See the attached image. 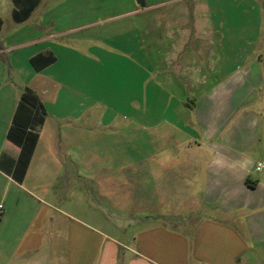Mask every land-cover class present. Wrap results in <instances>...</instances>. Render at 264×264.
<instances>
[{
	"label": "crops",
	"instance_id": "obj_1",
	"mask_svg": "<svg viewBox=\"0 0 264 264\" xmlns=\"http://www.w3.org/2000/svg\"><path fill=\"white\" fill-rule=\"evenodd\" d=\"M205 17L210 19V15ZM57 19L43 17L30 26V19L23 23L8 21L7 33L0 31V53L3 46L8 50L27 46L23 58L16 59L13 66L0 54V178L6 182L0 204L3 206L0 256L8 257L5 264H54L52 256H56L55 264H264L262 35H257L260 38L249 54L241 55L242 51L238 50L240 59L233 64L237 69L233 75L226 78L220 74L211 84L206 78L193 102L185 92L173 97L178 102L169 107H175L176 111L170 109L164 113L167 119L158 109H153V119H149L143 109L144 45L141 60L138 56L136 62L127 58L131 53L129 47H139L135 43L138 36L128 46L116 48L108 44L113 41L114 32L123 41L128 28L112 30L100 39H61L67 31L49 33L46 30ZM141 25L137 24L136 30L143 41L146 31L145 25ZM212 30L213 26L207 22L201 26L203 35H214ZM170 32L174 37L194 35L191 23L184 28H171ZM185 43L187 46L188 40ZM257 46L262 53H257ZM176 49L175 45L174 53ZM206 52L210 54L209 49ZM39 54L53 55L55 62L36 71L31 60ZM182 55L169 59L168 75L176 66L190 65L183 68L187 77L198 67H194L197 61L191 58L188 62L181 59ZM155 62L152 77L153 83L158 84L157 90H161L165 80L169 81V88L181 86L173 82L171 75L156 71ZM209 62H213L211 69L223 66L214 59ZM98 67L102 74L100 82L97 81ZM115 76L120 77L114 82ZM98 83L103 92L101 98L112 94V89L121 92L115 107L97 108ZM26 88L41 99L46 120L22 178L17 169L21 150L8 140L7 134ZM177 91L175 86L173 95ZM161 95L155 92L151 100L158 101ZM118 116L125 120L135 118L131 120V127L128 124L120 127ZM153 122L158 123L153 128L168 124L158 131L168 132L175 140L152 143L157 152L150 156L143 152L145 143L138 140L136 155L130 158L129 128L135 126L144 131ZM162 148L173 151L171 156H164L163 162L161 156H156ZM180 150L185 155H179ZM130 163L140 167L134 170L142 179L137 191L139 205L145 203L146 196H154L152 190L149 192L143 187L148 186L145 179L159 178L154 171H160V166L155 164L173 163L178 167L169 171L168 179L175 183L176 174L185 175L191 185L185 193L178 194L168 182L166 195L187 197L195 213L185 218L173 216L171 212L130 216V196L136 195L134 191L138 189L137 186L131 191L129 187ZM260 163L263 167L257 170ZM155 188L158 186L153 182V190L159 195ZM150 206L162 207L154 199H150ZM13 207L18 209L16 216ZM81 207L90 210L81 212ZM96 207H109L108 213L115 209L126 216L97 217L93 211ZM66 208L73 209L75 214L63 210ZM52 212L60 215L54 216ZM113 225H119L118 233L112 232L116 229Z\"/></svg>",
	"mask_w": 264,
	"mask_h": 264
},
{
	"label": "rangeland",
	"instance_id": "obj_2",
	"mask_svg": "<svg viewBox=\"0 0 264 264\" xmlns=\"http://www.w3.org/2000/svg\"><path fill=\"white\" fill-rule=\"evenodd\" d=\"M29 9L32 10L25 20L27 21L30 19L29 26L30 23H39L43 17H55V19L57 17V21L53 25L49 24L51 26L47 27L46 30L49 33L67 31L64 36H61V39L67 38L70 40L89 37L100 39L105 38L103 35L108 34L112 30L115 31L119 28H128V33L122 36L123 41H121L118 32H114L115 34L113 33V41L111 44H108L116 48L123 45L128 46L131 44V40L135 39V36H138L136 37L135 43L139 44V47L137 46L134 49L129 47V52L131 53L127 58L129 61L133 59V61L136 62L138 56L139 60H141V47L144 45L145 101L143 109L145 110L146 118L148 117L149 119H153V109L161 111V116H163L164 113L165 115L169 113L170 109L176 111L175 107H169L171 104L176 105L178 102L174 101L175 99H173V97H178L181 94L184 95L185 92L187 95L190 94L189 101L193 102L194 97H196L195 94L201 90L203 83L207 82L206 78L208 79V83L211 84L214 78L220 77V74H223L226 78L233 75L237 70L233 64H237L240 59V52H238V50L242 51L241 55H247L254 46L255 41L260 38V36L257 35H262V38H264V0H145V8L140 7L138 0H0V31L2 30L3 34L7 33L8 21H15L17 23L25 22H18V20L14 18V15L18 13L19 16L23 18L26 11ZM187 14L189 16H186ZM206 15H210V19H206ZM3 20L5 21L4 26L6 27H3ZM206 22L213 26L212 32H215L214 35L206 36L202 34L201 26L204 27ZM188 23L192 24L194 31V35L191 37L184 35L181 37H174L170 32L171 28H184V25ZM137 24L145 25L146 32L143 41V36L138 34L136 30ZM20 27L22 26L18 28ZM253 31L256 35H252L254 34ZM1 38L2 36H0V39ZM107 38L108 37L104 40H107ZM186 40L189 42L187 46L185 43ZM252 40L254 41L251 42ZM175 45L178 49H176L177 51L174 53L173 48ZM185 46L187 50L184 53ZM206 46H208V48ZM26 47L27 46L8 50V47L3 46V51L0 54H2L3 59L9 62L10 66H13L16 59L23 58L27 52ZM208 49L210 54L206 52ZM80 50L82 49H79V51ZM257 50V53H262L259 47ZM180 55H182L181 59L185 58L188 62H191V58L197 61L194 67H198L194 68L193 73L189 74L187 77H185L183 73V68L185 69L187 65H184V67L176 66L177 70L175 69L168 75L169 59H175V57H180ZM206 59H208V61L214 59L218 61V63H223V66L217 70L211 69L210 64L213 62L208 63ZM153 61H157L155 62L156 71L162 73L166 72V76L171 75L173 77V82H177L181 85H175L178 89L176 95H173L175 86L169 88L170 85L167 80L164 81L161 90H157V88H159L156 87L158 84L153 83L152 77L155 65H153ZM201 62H203V66L200 65ZM206 63L209 64L208 68L205 66ZM166 64L167 67H164ZM187 67L190 68V65ZM97 71V81L100 82L102 76L101 68L98 67ZM112 73L114 74V71ZM119 77L120 76H115L113 78L114 82L118 81ZM150 78H152L151 81ZM160 82L163 83V81ZM100 84L101 83H98L97 108L105 109L115 107L114 104L117 102L118 93L121 94V92L112 89V94L108 95L107 98L106 96L101 98L100 94L103 92H101ZM155 92L163 94L161 95L162 98L158 101L151 100V98L154 99L153 95ZM123 103H126L125 100ZM122 107L127 108L126 104H123ZM128 110L129 114H133L131 109ZM165 115L164 118L167 119ZM133 118L135 117H128V119L125 120L123 116H118L117 123L120 127H124L126 124L130 126ZM157 124L158 123L154 122L148 124L149 129L146 127L144 131L137 129L135 126L129 128L127 138L129 143L128 155L130 158L136 155L138 140L139 143H145L143 152L148 156L157 152L156 148H152V143H171L175 140L174 136L170 135L168 132L164 133V130L158 131L159 129H165L168 124L162 123L161 126L153 128ZM121 129L122 128L119 130ZM163 145L164 144H161V146ZM172 152L171 149L162 148L160 154H158V152L156 156H161V161L163 162L164 156H171ZM179 155H185L184 150H180ZM155 166H160L159 173L154 171V175H159V178L154 179V177H152V179H145L144 181L146 184L148 183V186L143 187L149 192L152 190L154 196H146L144 198L145 203L139 205L137 202V191L140 190L139 185L142 179L138 178L137 172L134 170L140 169V167L136 165V163L129 164L127 168V179L130 183V190L133 191L138 186V189L134 191L136 195L132 194L130 196V207L128 208L130 216H135L136 214L151 216L168 214L169 212H171L173 216H182L183 218H185L186 215L192 216L195 212H193L194 209L192 207H189L190 205L188 204L187 197L178 196V194L185 193L190 189L188 185H191V181L185 180V175L180 174H176L177 181L175 180V183L170 181L168 179L169 171L172 172L178 167L173 163H167L166 165L155 164ZM189 173L190 170L187 172V175H189ZM85 182L88 181H84V183ZM153 182L158 186V189L155 188V190H158L159 195L153 190ZM168 182L171 188H175L178 193L177 196H175L176 198L166 195L165 187ZM5 184L6 182L0 178V204L3 203L1 200L2 196H4L3 191L5 189ZM81 188L83 189L84 187L81 186ZM150 199H154L155 203L161 204L162 207H148ZM14 208L15 207L12 208V212L13 215L16 216L18 209L16 210ZM85 209L90 210L89 207H81V212H84ZM63 210H66L69 214H75L76 212H73V209L67 208ZM108 210L110 211L109 207H96L93 211L96 213L97 217H104L106 214L107 216L112 215L113 217L126 216L119 212H115V209H112L111 213H108ZM52 213L54 216L60 215L56 212ZM118 227L119 225H113V228L116 229H113L112 232L118 233L120 230ZM51 228V225H49V232L52 231ZM51 258L52 263L55 264L56 256H52ZM7 262L8 257L1 255L0 264H5Z\"/></svg>",
	"mask_w": 264,
	"mask_h": 264
},
{
	"label": "trees",
	"instance_id": "obj_3",
	"mask_svg": "<svg viewBox=\"0 0 264 264\" xmlns=\"http://www.w3.org/2000/svg\"><path fill=\"white\" fill-rule=\"evenodd\" d=\"M31 10L26 11L23 18L18 13H15L14 18L18 22H23ZM53 62H55V57L50 54H39L31 60V64L36 71L43 70ZM45 120L46 110L41 99L32 89L26 88L21 94L7 134L8 140L21 150L17 162V169L21 172L22 178L32 160L40 137V130ZM20 180L22 181V179Z\"/></svg>",
	"mask_w": 264,
	"mask_h": 264
},
{
	"label": "built area",
	"instance_id": "obj_4",
	"mask_svg": "<svg viewBox=\"0 0 264 264\" xmlns=\"http://www.w3.org/2000/svg\"><path fill=\"white\" fill-rule=\"evenodd\" d=\"M262 167H263V164L260 163V164L258 165V167H257V170H260ZM2 212H3V206L0 205V215L2 214Z\"/></svg>",
	"mask_w": 264,
	"mask_h": 264
},
{
	"label": "water",
	"instance_id": "obj_5",
	"mask_svg": "<svg viewBox=\"0 0 264 264\" xmlns=\"http://www.w3.org/2000/svg\"><path fill=\"white\" fill-rule=\"evenodd\" d=\"M140 7L145 8V0H138Z\"/></svg>",
	"mask_w": 264,
	"mask_h": 264
}]
</instances>
